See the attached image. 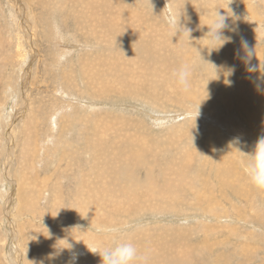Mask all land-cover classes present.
<instances>
[{
  "label": "rangeland",
  "instance_id": "374dc122",
  "mask_svg": "<svg viewBox=\"0 0 264 264\" xmlns=\"http://www.w3.org/2000/svg\"><path fill=\"white\" fill-rule=\"evenodd\" d=\"M262 137L264 0H0V264H264Z\"/></svg>",
  "mask_w": 264,
  "mask_h": 264
},
{
  "label": "clouds",
  "instance_id": "9594fccd",
  "mask_svg": "<svg viewBox=\"0 0 264 264\" xmlns=\"http://www.w3.org/2000/svg\"><path fill=\"white\" fill-rule=\"evenodd\" d=\"M209 31L207 37L213 45L220 41L218 47H212L211 50H218L227 41L223 36V29L228 27L226 24V17L219 12L215 19L208 24ZM242 45L247 52V58L250 59L254 52L248 47L246 41L242 40ZM255 54H256V50ZM248 71H255V67H249ZM192 71L189 65L182 63L174 72L173 77L175 83L181 91H187L190 84ZM251 161L246 165V173L250 182L258 189L264 190V137H262L255 148ZM91 250V249H90ZM93 253H99L102 257L103 264H146V257H143L138 252L136 246L130 242H122L117 244L114 248L100 250H91Z\"/></svg>",
  "mask_w": 264,
  "mask_h": 264
},
{
  "label": "bare ground",
  "instance_id": "6f19581e",
  "mask_svg": "<svg viewBox=\"0 0 264 264\" xmlns=\"http://www.w3.org/2000/svg\"><path fill=\"white\" fill-rule=\"evenodd\" d=\"M120 30H121V28H120ZM122 34H123L125 37H127L128 39L131 38L127 31H123ZM177 35H178V34H177ZM178 37H179V36H178ZM140 47H142V46H140ZM153 51H154V50H153ZM17 55H18V53H17ZM151 57H152V56H151ZM155 57L158 58L156 55H155ZM160 58L164 59V57H160ZM161 61H162V60H161ZM161 61H160V62H161ZM251 121H252V120H251ZM250 124H252V122H250ZM254 128H255V127H253V130H254ZM255 130H256V128H255ZM125 170H126V172L124 171L125 174H123V173L121 172V173L123 174V176L126 175V174L128 173V171H129L128 169H125ZM120 175H121V174H120ZM148 178H149V180H148V184H147V185H144V186H146V189L149 190V187H150V186H153V182H152L151 177H148ZM141 185H142V184H141ZM139 186H140V184L138 183L137 185H133V186H132L131 188H129V189H132V188H138ZM165 187H166V186H165ZM165 189H166V188H165ZM166 261H167V260H166Z\"/></svg>",
  "mask_w": 264,
  "mask_h": 264
}]
</instances>
